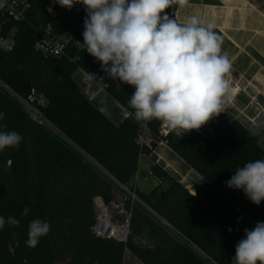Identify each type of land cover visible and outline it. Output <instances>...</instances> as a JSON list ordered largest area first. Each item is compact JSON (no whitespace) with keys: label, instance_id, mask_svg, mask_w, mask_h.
I'll return each instance as SVG.
<instances>
[{"label":"trees","instance_id":"1","mask_svg":"<svg viewBox=\"0 0 264 264\" xmlns=\"http://www.w3.org/2000/svg\"><path fill=\"white\" fill-rule=\"evenodd\" d=\"M86 15L83 4L69 10L53 0H31L20 21L0 13V37L14 40L11 50L0 46V112L6 114L0 121L6 127L0 131L22 136L18 147L0 150V216L20 221L19 226L6 223L0 229V264H124L128 253L141 264H233L244 229L264 222V201L256 205L225 182L246 163L264 160L261 131L231 120L218 125L213 137L172 130L161 136L162 121H137L129 106L134 87L111 79L86 46L75 43H84ZM47 28L70 35L61 58L37 48ZM79 68L93 72L113 103L130 115L110 112L103 101L85 95L76 77ZM26 80L46 102L34 100L33 105L57 131L34 118L12 94L24 97ZM143 123L153 148L155 139L167 142L202 176L196 194L159 164L151 167L162 181L159 185L147 193L135 187L140 157L151 152L138 141ZM116 181L134 188L154 212L135 200L127 202V243L93 230L94 200L100 197L110 204ZM33 219L50 225L34 249L25 243Z\"/></svg>","mask_w":264,"mask_h":264},{"label":"clouds","instance_id":"2","mask_svg":"<svg viewBox=\"0 0 264 264\" xmlns=\"http://www.w3.org/2000/svg\"><path fill=\"white\" fill-rule=\"evenodd\" d=\"M53 2L69 10L77 3L85 6V49L101 62L107 76L134 87L129 106L137 121L157 119L181 135L200 129L222 112L228 91L225 74L231 64L227 53L221 54L222 38L212 30V24L205 26L196 16L184 24L161 16L174 0ZM88 76L97 78L90 72ZM5 115L0 112V121ZM5 127L0 123V128ZM21 141L22 136L15 131H0V150L18 147ZM225 184L242 190L259 205L264 201V160L246 163ZM27 214L26 207L22 215ZM6 223L15 227L20 221L0 216V229ZM49 232V223L30 221L27 247H37ZM244 232L245 237L236 244L233 264H264V222Z\"/></svg>","mask_w":264,"mask_h":264},{"label":"crops","instance_id":"3","mask_svg":"<svg viewBox=\"0 0 264 264\" xmlns=\"http://www.w3.org/2000/svg\"><path fill=\"white\" fill-rule=\"evenodd\" d=\"M3 6L4 2L0 0V13ZM170 7L178 10L180 24L196 16L205 26L213 25L212 30L222 38L221 54L227 53L231 64L225 74L228 89H239L230 102L224 96L222 109L231 116L230 120L264 132V0H184L183 4L174 0ZM65 35L69 41L70 35L62 36ZM5 40L14 46L12 38ZM155 164L163 166L196 194L195 187L201 183L202 176L165 141L159 142L149 156H141L140 173L133 182L137 189L147 193L162 182L156 176L147 175ZM141 179L152 182L143 187Z\"/></svg>","mask_w":264,"mask_h":264},{"label":"built area","instance_id":"4","mask_svg":"<svg viewBox=\"0 0 264 264\" xmlns=\"http://www.w3.org/2000/svg\"><path fill=\"white\" fill-rule=\"evenodd\" d=\"M3 2L4 6L1 12L2 15L15 21L22 20L26 11L31 7V0H3ZM164 15H168L170 19H176L177 23L180 24L178 10L175 7H170L161 13V16ZM75 43L80 47L84 45L80 40H76ZM67 44L68 41H63L60 35L54 33L51 28H47L42 33L37 44V48L46 56L61 58L65 54ZM0 46L7 50H11L13 48L8 44V41L2 37H0ZM90 73L94 74L93 72ZM88 74L89 72L79 68L76 72V77L79 79L84 94L87 95L91 100H96L98 97H101L102 94L107 93V91L104 85L98 83L95 79H89ZM238 92V88L228 89L225 97L230 102ZM12 94L31 112L34 118L49 126L51 129L56 130V128L44 118L41 111L33 105L34 100H37L41 105H45V99L43 96L37 97L32 94L30 98L26 99L14 92H12ZM117 106L120 108L123 117L130 115V113L125 108L121 107L119 104H117ZM170 130L171 129L163 123L160 129V135L167 136ZM196 131L198 133H203L201 129H196ZM138 141L141 146H146L151 151L155 150V148L152 147V139L150 138V131L148 129L147 123L142 124V133ZM139 173L140 171L137 173V176ZM147 175L153 176V172L150 170ZM94 205L96 211V223L93 227L94 233L97 236L103 238H114L120 242L127 243L130 236L131 215L124 208V205L120 204L121 208L118 212H112L111 206L113 204H106L100 197L95 198ZM189 244L206 258V256L195 245L191 243Z\"/></svg>","mask_w":264,"mask_h":264},{"label":"rangeland","instance_id":"5","mask_svg":"<svg viewBox=\"0 0 264 264\" xmlns=\"http://www.w3.org/2000/svg\"><path fill=\"white\" fill-rule=\"evenodd\" d=\"M61 39L63 41H66L68 40V36L65 35V36H62ZM97 101L101 102L103 101L104 105L107 106L110 110V112L112 111L113 113L115 114H122L120 108L118 106H116L113 101L110 99L109 95L107 93H104L102 94L101 97H98L96 99ZM45 105H46V102H45ZM231 116L228 115L226 112L223 111L222 109V112L217 115V116H214L212 117V119H210L205 125H203L200 129L202 130L203 134L206 135V136H210V137H213L214 135V131L216 129V127L220 124H227L228 122H230L231 120ZM261 131V139H262V142L264 144V132L263 130H260ZM193 132H196V129H193L191 130L190 132H187V134H190V133H193ZM263 134V135H262ZM161 142L157 139H155V144L158 145V143ZM167 143V142H166ZM152 152V151H151ZM150 152V153H151ZM150 153H144L142 154L141 156L143 155H150ZM141 158V157H140ZM152 180H153V177H151ZM134 182V181H133ZM152 181L151 179H141L140 180V183L142 184V186L144 187H147V184H150ZM134 184V183H133ZM123 186V185H122ZM125 188L121 187L118 185V189L114 192L113 194V199L112 201L110 202L111 204H113L111 206V208L113 206H116L117 204H123L124 205V208L126 209L127 208V202L129 200H134L133 196L130 194V192L134 193L136 196V192L134 190V188H128L126 186H124ZM138 197V196H137ZM139 198V197H138ZM136 201V200H135ZM124 264H141L137 259H135L131 253H128L127 256H126V259H125V263Z\"/></svg>","mask_w":264,"mask_h":264},{"label":"water","instance_id":"6","mask_svg":"<svg viewBox=\"0 0 264 264\" xmlns=\"http://www.w3.org/2000/svg\"><path fill=\"white\" fill-rule=\"evenodd\" d=\"M33 94V89L30 85V82L28 80L25 81L24 83V87H23V95L24 98L28 99L30 98V96ZM117 182V181H116ZM117 184L123 188H125L124 186H122L120 183L117 182ZM126 189V188H125ZM127 190V189H126ZM130 194L133 196L134 200H136L137 202H139L140 204L144 205L145 207H147L150 211H152L148 206H146V204L140 199L138 198L134 193L130 192ZM153 212V211H152ZM154 213V212H153Z\"/></svg>","mask_w":264,"mask_h":264},{"label":"bare ground","instance_id":"7","mask_svg":"<svg viewBox=\"0 0 264 264\" xmlns=\"http://www.w3.org/2000/svg\"><path fill=\"white\" fill-rule=\"evenodd\" d=\"M121 208V205L119 204H117L116 206H113L112 208H111V211L112 212H118L119 211V209Z\"/></svg>","mask_w":264,"mask_h":264}]
</instances>
